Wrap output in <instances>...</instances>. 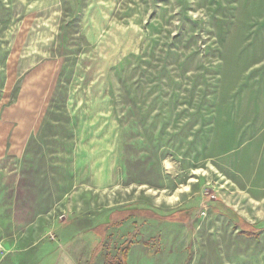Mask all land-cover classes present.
I'll use <instances>...</instances> for the list:
<instances>
[{
  "label": "rangeland",
  "instance_id": "rangeland-1",
  "mask_svg": "<svg viewBox=\"0 0 264 264\" xmlns=\"http://www.w3.org/2000/svg\"><path fill=\"white\" fill-rule=\"evenodd\" d=\"M0 137V257L264 264V0H0Z\"/></svg>",
  "mask_w": 264,
  "mask_h": 264
},
{
  "label": "trees",
  "instance_id": "trees-1",
  "mask_svg": "<svg viewBox=\"0 0 264 264\" xmlns=\"http://www.w3.org/2000/svg\"><path fill=\"white\" fill-rule=\"evenodd\" d=\"M197 204H192L189 207H184L175 211L170 212V214H161L157 211L153 210L152 208H141L139 206L134 207H124L120 208L112 213L114 215L113 218H106L105 220V226L103 232H99L96 228H90L88 231H93L96 234L105 235L106 230L109 227L112 226H119L124 220L128 219L131 216H137V220L135 221V228L138 231L142 223L147 218L157 219L161 221H171V222H181L187 225V227H191L192 220L196 214ZM212 209L215 210L217 213H222V210H219L220 208L213 203ZM240 223V220L238 221ZM241 232H243L246 236L258 238V233L261 229L264 228V226L256 228L254 224L248 223L245 220L241 221ZM132 232L128 238L122 242L120 247L117 250V254L113 257L108 256L104 264H127V253L131 246V239L135 236V232ZM101 231V230H100ZM101 236V235H100Z\"/></svg>",
  "mask_w": 264,
  "mask_h": 264
},
{
  "label": "crops",
  "instance_id": "crops-1",
  "mask_svg": "<svg viewBox=\"0 0 264 264\" xmlns=\"http://www.w3.org/2000/svg\"><path fill=\"white\" fill-rule=\"evenodd\" d=\"M13 139H15V138L13 137ZM16 143H17V140H15V141L13 140V141H11V144L8 147L5 144V142L2 140V138L0 137V182H2V183L7 181V179H12L14 177V169L11 167V161H14L16 158V155H19V153H20V151L16 149V147H17ZM116 210H118V209H116ZM116 210L115 209L111 210L110 212L105 214L103 216V219L101 220V223L99 225L95 226L94 228H96L99 232H103L104 227L106 228V226H105V223L107 222V221L105 222L106 218H110V219L113 218L114 215H112V213ZM168 214H170V213H168ZM164 215H166V214H164ZM134 217L135 216L133 215V216L129 217L128 219L124 220L122 223H124L125 221L130 220ZM155 220H157V219H155ZM135 221H134V223H135ZM157 221H161V220H157ZM164 222H170L171 223V221H164ZM172 223H181V222H172ZM114 227H118V226H112V227L108 226L105 235L100 234L101 236L96 234L93 231H87V232H90V234L94 233L96 236H98L100 238V241L97 244V246H98L101 244L100 242H102L104 240L108 231ZM136 233L137 232H135V234ZM42 248H44V247H42ZM39 253L36 256V261L35 262L32 261V263H30V264H78L71 256H69L68 253L63 252L59 248H56V247L51 248V250L49 251V254L46 256L44 255V253H41V255ZM11 255H13V253H8V252L3 253L0 257V264H15L14 258ZM127 259H128V253H127ZM127 264H128V261H127Z\"/></svg>",
  "mask_w": 264,
  "mask_h": 264
}]
</instances>
